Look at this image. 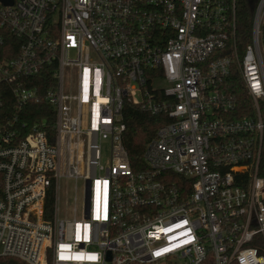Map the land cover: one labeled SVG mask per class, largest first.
<instances>
[{"label": "built area", "instance_id": "built-area-1", "mask_svg": "<svg viewBox=\"0 0 264 264\" xmlns=\"http://www.w3.org/2000/svg\"><path fill=\"white\" fill-rule=\"evenodd\" d=\"M263 21L259 0L240 50L236 0H0V257L264 264ZM42 103L52 125L23 120ZM128 103L170 119L139 170Z\"/></svg>", "mask_w": 264, "mask_h": 264}, {"label": "trees", "instance_id": "trees-1", "mask_svg": "<svg viewBox=\"0 0 264 264\" xmlns=\"http://www.w3.org/2000/svg\"><path fill=\"white\" fill-rule=\"evenodd\" d=\"M259 0H236V23L237 40L240 50H243L251 41L252 25L256 6ZM261 45L264 53V21L261 26ZM5 47L10 45V39H7ZM2 55V54H0ZM232 92L236 94L240 107L246 112H251L252 107L250 99L239 80H235ZM40 85V82L36 81ZM31 113L23 117V120L29 124H40L41 126L52 125L54 122V111L47 103L37 104L30 107ZM124 121L126 130L123 134V142L128 151L131 165L134 170L143 168V153L147 142L154 137L157 129L170 121L164 114H152L138 105L128 103L124 107ZM264 175V162L262 166ZM0 264H28L27 262L11 256L0 257Z\"/></svg>", "mask_w": 264, "mask_h": 264}, {"label": "rangeland", "instance_id": "rangeland-1", "mask_svg": "<svg viewBox=\"0 0 264 264\" xmlns=\"http://www.w3.org/2000/svg\"><path fill=\"white\" fill-rule=\"evenodd\" d=\"M160 84L162 86H165L166 83L165 82H160ZM103 148H102V152H103V158L102 161L104 164L107 163L109 156H110V145L109 142L104 141L103 142ZM77 184L78 186V208H79V213L78 215L80 216L81 214V206H82V201H83V187H84V182L82 180H79L78 182H76L75 180H67V179H63L61 182L62 185V190H61V206H60V210H61V215L62 216H67L70 215L72 216L73 213L70 212V210H72V208L75 206V201H74V196H75V190L74 187Z\"/></svg>", "mask_w": 264, "mask_h": 264}, {"label": "water", "instance_id": "water-1", "mask_svg": "<svg viewBox=\"0 0 264 264\" xmlns=\"http://www.w3.org/2000/svg\"><path fill=\"white\" fill-rule=\"evenodd\" d=\"M5 2H7V3H11L12 2V0H4ZM109 258H110V254H109Z\"/></svg>", "mask_w": 264, "mask_h": 264}]
</instances>
